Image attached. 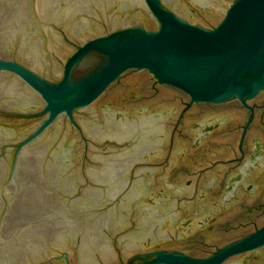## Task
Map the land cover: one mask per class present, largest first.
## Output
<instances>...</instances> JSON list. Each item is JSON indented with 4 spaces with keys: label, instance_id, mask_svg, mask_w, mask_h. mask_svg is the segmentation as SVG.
<instances>
[{
    "label": "water",
    "instance_id": "95a60500",
    "mask_svg": "<svg viewBox=\"0 0 264 264\" xmlns=\"http://www.w3.org/2000/svg\"><path fill=\"white\" fill-rule=\"evenodd\" d=\"M159 249L203 260L144 264H264V0H0V264Z\"/></svg>",
    "mask_w": 264,
    "mask_h": 264
},
{
    "label": "flooded vegetation",
    "instance_id": "af4514ba",
    "mask_svg": "<svg viewBox=\"0 0 264 264\" xmlns=\"http://www.w3.org/2000/svg\"><path fill=\"white\" fill-rule=\"evenodd\" d=\"M144 5H145V7H147V5L145 4V2H144ZM164 6L167 8V10H169L171 12V9L168 8V7H170V5H167L166 6L164 4ZM176 6H177V4H176ZM199 7H200V9H205L206 8V6H199ZM226 11H225V13H226ZM172 13L174 15L178 16L179 18H181L182 20H185L180 13H175V12H172ZM224 16H225V14H224ZM189 24H191V23H189ZM192 25H197V24H192ZM197 26H199V25H197ZM135 27L136 28H141L142 27V28H144L145 32H147V33H153V32H157L159 30L160 24L158 25L157 29L156 30H153V31H147L146 28L143 25H139L138 24L137 26L131 25L130 27H127V28H123L122 27V28H120V30H114L112 33H115V32H118V31H122L123 29H130V28H135ZM200 27H202V26H200ZM214 28L215 27H213L212 29H207V30H213ZM204 29H206V28H204ZM112 33H110V34H112ZM221 124L222 123L212 121V122L205 123V124H202V125H197L196 128H195V130H194L195 131L194 132L195 133V139H194V144H193L194 151H196L199 148H201L202 151L205 152L209 148V145L210 144L216 143V138L215 137H212V138H209V137H210V135H212L213 133L215 134V132H217L218 130L221 129L220 128L221 127ZM238 151L240 153V157L241 158L235 159V163L237 164V163L240 162L241 164H240V167L238 169H235V172L233 174H230V176L228 177V179H227V181H226V183L224 185V190H225V194H226V197L224 198L225 201H227L232 194H235L236 191L239 189V187L243 185V181H245L246 177H248L250 175V173L254 172V167L263 158L262 157V154H263V144L262 143H259L258 141L255 140L253 142L252 149H249V155H248L249 158L247 160H246L247 153L245 152L244 144H242V143L239 144ZM149 154L152 155L151 150H150ZM243 160H245V162L242 164ZM231 163H233V162H231ZM140 164L141 163H139L137 165H140ZM261 176H259L258 178H256V183H254V184L253 183L244 184L245 190L249 194L252 193L253 191H255L256 190V187L258 185H260V186L263 185V180H262ZM171 219H172V217H171ZM197 223L200 224V225H203V223L201 221H197ZM188 224H189V222H188ZM212 229H213L212 227H209L208 228V231L211 232ZM184 236L186 237V235H184ZM170 238H169L170 239L169 241H178L180 239H183V238H179L178 237V234H177V236H173V237H170ZM158 239H161V237H159ZM158 239H155V241L158 240ZM165 239H167V238H165ZM257 251H258V249L248 252L247 253L248 256H247L246 262H248L249 260L254 259V258L257 259V255H256V252ZM158 253H164L166 255H172V254L178 253V254H181V255L190 257V258H192L194 260H203V258L199 259V258L192 257L188 253L183 252L181 250L159 249V250H154V251L146 252L145 254H143L141 256H137L134 259L135 262H136L135 264H144V263L151 262V261H153V260H155L157 258V254Z\"/></svg>",
    "mask_w": 264,
    "mask_h": 264
}]
</instances>
